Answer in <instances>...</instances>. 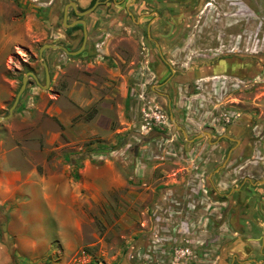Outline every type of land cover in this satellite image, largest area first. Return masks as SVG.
<instances>
[{
  "label": "rangeland",
  "instance_id": "374dc122",
  "mask_svg": "<svg viewBox=\"0 0 264 264\" xmlns=\"http://www.w3.org/2000/svg\"><path fill=\"white\" fill-rule=\"evenodd\" d=\"M67 1L0 0V116L6 115L27 71L44 85L37 57L42 44H59L70 51L80 46V26L70 29L61 23ZM217 1L209 13L212 18L202 20L200 50L186 48L191 36L167 45L159 39L158 49L144 42L141 50L139 28L125 24L123 10L116 8L109 15L101 8L110 17H99L86 27L79 53L42 51L48 85L39 87L29 76L31 84L25 85L11 115L0 121V264H133L126 254L130 245L147 242L148 207L163 201L166 186L173 185L172 195L182 193L189 171L186 164L134 165V150L140 143H149L146 147L154 150L150 135L136 142L141 102L130 89L137 88L134 76L143 55L150 59L154 75L147 90L154 98L150 103L159 104L172 118L175 143L197 148L209 182L215 184L224 174L227 183L219 187L222 194L236 186L229 178L239 165L238 175H263L264 163L245 164L244 159L252 129L261 127L264 133V0ZM72 20L67 13L66 22ZM224 60L235 67L222 68ZM219 71L227 84L234 79L242 82L227 86L216 103L194 111L196 116L188 114L182 96L195 93L192 83L197 77ZM226 111L236 116L217 121L211 130L202 129L212 124L207 118ZM204 130L211 134L209 143L206 137H195ZM233 130L245 152L241 158L232 154L239 144L222 136L235 137ZM256 145L264 155V135ZM228 151L224 167L213 172ZM172 175L176 181L170 180ZM246 187L243 184L240 193ZM134 190L150 192L152 197L139 207L133 202L137 201ZM221 194L228 214V201ZM124 199L136 205L133 209L143 217L142 224L126 226L119 220L122 213L117 207ZM214 232L210 228L207 235ZM230 241H221L208 257L197 252L187 264H230Z\"/></svg>",
  "mask_w": 264,
  "mask_h": 264
},
{
  "label": "built area",
  "instance_id": "2783aa9c",
  "mask_svg": "<svg viewBox=\"0 0 264 264\" xmlns=\"http://www.w3.org/2000/svg\"><path fill=\"white\" fill-rule=\"evenodd\" d=\"M140 46L141 50H145L142 42ZM149 62L150 59L143 55L134 76V84L137 88L132 87L130 90L132 96L141 102L140 122L137 129L139 137L136 142H140L141 137L150 135L154 150L146 147L149 143H142L144 145L135 150L134 165L138 168L142 167L145 161L179 162L186 164L190 172L188 171L180 195L175 196L170 193L162 197V202L148 207L151 224L150 230L146 231L147 242L135 244V247L130 245L126 258L133 261V264H187L197 258V252L202 258L208 257L210 253L218 250L221 241L230 240L234 235L226 220V203L219 198L221 194L219 187L227 182L218 178L214 181L215 184L210 183L204 170L205 161L197 157L199 154L197 148L191 144L174 142L176 134L171 131L173 122L169 119L166 110L159 104L150 103L154 98L149 97L150 92L147 90L154 75L149 70ZM241 82L234 79L227 84L224 75L198 78L192 83L195 93L182 96L184 109L188 114L190 112V115L196 116L194 111L202 109L206 103H216V100L221 98L223 89L226 90L227 86L228 88L238 87ZM234 116L236 114L233 111L219 113L217 118L212 115L207 118L212 124L208 123L209 126H204L202 129L211 130L217 121L228 122ZM199 117L202 118L201 113ZM203 123L205 124V121H202ZM153 132L155 135L152 134ZM263 135L261 127L252 129L248 157L244 159L245 164L262 165L264 163V155L261 154L260 147L256 145L257 142L260 143ZM199 162L202 163L199 164ZM241 168L242 166L239 165L231 170L233 178L229 181L234 185L240 175L237 171ZM210 228L215 230L212 236L207 235Z\"/></svg>",
  "mask_w": 264,
  "mask_h": 264
},
{
  "label": "crops",
  "instance_id": "0c3cea01",
  "mask_svg": "<svg viewBox=\"0 0 264 264\" xmlns=\"http://www.w3.org/2000/svg\"><path fill=\"white\" fill-rule=\"evenodd\" d=\"M74 1L78 8H85L89 3V0H74ZM123 1L124 2L119 4L108 3L100 7L106 8L109 15L112 14V11H114L116 8L123 9L125 7V10L128 9L130 12L131 8L133 7L132 5L130 6V4L134 0H123ZM133 15H134L133 13L131 14L129 13V18L125 16L123 20L125 21L126 25L132 27L136 25V27L138 28L139 24L141 23V16H138L136 17V19H134ZM97 17L99 18V16ZM97 17H95L94 14L86 16L84 18L86 22V27L89 25H93ZM112 19L113 22L114 21L119 22L118 17L117 18L113 17ZM222 68H224V64ZM228 69L231 68L227 67V70ZM175 127L177 128V125H175ZM236 130L232 131V133L234 132V136H235L232 138L237 137ZM152 134L155 135V132H153ZM206 142L209 143L208 139H206ZM140 144L144 145L142 143ZM238 144L239 142L234 143V145H238ZM240 146L241 143L233 151L232 153L233 155L237 154L238 156H241L245 153L243 152L242 149L243 147ZM134 154H135V150H134ZM232 162H234V159H232ZM247 174H248L247 176L239 175V179L237 178L236 180V186L231 187L227 193L221 194V196H224L225 197L224 199H227L228 201V206H229L228 212L229 209L230 212L226 214V216H227L228 224L230 225L231 230L234 232V235L230 238L231 241L229 242L228 244L229 246L227 249V253L230 254L231 256L230 264H264V173L263 175H261L262 173L256 175L251 173H247ZM173 176L174 175L171 176L170 180L176 181L177 180L176 177ZM218 178L224 179L225 178L224 174ZM230 178H233V175H230ZM245 183L248 184L249 187H246L245 193L244 192L240 193V189L241 187H243V184ZM148 187H151V185H148ZM152 189L153 188H150L151 193L153 192L152 195H154V191ZM172 189H173V185L166 186L163 189L164 194L168 196L170 193H172L171 192ZM220 190H223V188H220L219 191ZM133 193H134V200H137L133 202H135L139 207H141L143 202L146 200L145 199L146 197L148 196L152 197L150 192L143 194V192H137L136 190H134ZM248 195L252 196L251 202H248V197H249ZM124 200L125 201L119 204L117 207L118 210L121 211L122 213L120 214L119 220L125 223L126 226H130L131 224L135 226L137 225V222L139 224H142L143 217L140 218L138 212H136L133 209V207L136 205L134 203L131 204L127 202L126 199ZM123 218L124 220H122ZM215 264H222V263L217 262Z\"/></svg>",
  "mask_w": 264,
  "mask_h": 264
},
{
  "label": "flooded vegetation",
  "instance_id": "af4514ba",
  "mask_svg": "<svg viewBox=\"0 0 264 264\" xmlns=\"http://www.w3.org/2000/svg\"><path fill=\"white\" fill-rule=\"evenodd\" d=\"M67 2H73L75 5V9H73L71 6H68L66 10V17L67 13L70 12V14L73 15L72 21H74L80 18L84 20L86 16L91 14H94L95 17H105L108 14H106L104 10L107 12V9L104 8V10H100L101 8H103L100 6H104L108 3L119 4L124 1L89 0V3L85 8H78L74 0H69ZM95 2L96 4L94 5V7L86 14L77 15L75 13V11L81 12L85 9L90 8ZM218 2L219 1L217 0H134L130 4V6H133L130 12L128 9L125 10V7L121 10H123L124 18L125 16L129 18V13L134 14V19H136V17L138 16H141V23L139 24V29H137L138 34H140L139 45L141 42L143 46L144 42L146 45H148L147 43H151L154 48L158 49L157 44H161L159 43V39L166 40L167 42L165 43V45H167L177 39H190L191 36V43H189L186 48H197V50H200V47H198L199 45L197 46V43L200 40L204 39L201 27L202 25H204V22H206V17L209 15V13H211L212 7H214ZM209 17L212 18V16L210 15ZM202 20L205 21L203 22ZM214 21H217V19H214ZM75 25L81 26V24L79 23ZM134 27H136V25H134ZM222 72H225L224 74H226L227 71L223 70ZM222 72H217V74L214 75H224L222 74ZM206 76H208V74H203L197 78H204ZM238 142L240 144L239 139Z\"/></svg>",
  "mask_w": 264,
  "mask_h": 264
},
{
  "label": "water",
  "instance_id": "95a60500",
  "mask_svg": "<svg viewBox=\"0 0 264 264\" xmlns=\"http://www.w3.org/2000/svg\"><path fill=\"white\" fill-rule=\"evenodd\" d=\"M96 4V2L88 9H85L84 11H81V12H76L75 13L77 15H83V14H86L87 12H89L93 7L94 5ZM68 6H71L73 9H75V5L73 2H67L64 4L63 6V11H62V18H61V23L62 25H64L65 27H72L73 25L79 23L81 24V32H82V38H81V43H80V46L76 49V50H73V51H70L68 50L66 47L62 46V45H59V44H50V43H44L42 44L39 48H38V52H37V57L41 60V65L43 67V72H44V85H41L37 79H36V76L31 72V71H27L22 77H21V80H20V85L15 93V96L7 110V113L6 115H3V116H0V121L1 120H4L6 119L7 117H9L11 115V112L12 110L15 108V105L18 101V98L20 96V94L22 93V91L24 90L25 88V85L26 84H31V80L28 79V77H32V79L34 80V83L36 85H38L39 87H43V86H47L48 83H49V75H48V69H47V65L45 63V61H43L42 59V51L44 49H47V48H52V49H60L62 50L64 53L66 54H69V55H73V54H77L79 53L83 47H84V44H85V39H86V28H85V21L83 19H76L72 22H69L67 23L66 22V10H67V7ZM172 120V118H171ZM177 128L180 130V132L185 136V132L182 128L178 127ZM224 137L228 138V139H231V140H234L236 143H238V140L235 139V138H232L228 135H223ZM195 137H206L207 139H210L211 138V134L209 133V131L207 130H204V131H201L200 133H198ZM192 140V139H191ZM229 156V151L226 155V158L223 160V162L217 166L213 172H216L218 171L219 169L223 168L225 163H226V160ZM211 175V174H210Z\"/></svg>",
  "mask_w": 264,
  "mask_h": 264
},
{
  "label": "bare ground",
  "instance_id": "6f19581e",
  "mask_svg": "<svg viewBox=\"0 0 264 264\" xmlns=\"http://www.w3.org/2000/svg\"><path fill=\"white\" fill-rule=\"evenodd\" d=\"M224 67L227 68V67H230L232 69V67L234 66L235 67V64H233L234 62H231V61H228V60H224Z\"/></svg>",
  "mask_w": 264,
  "mask_h": 264
},
{
  "label": "trees",
  "instance_id": "16d2710c",
  "mask_svg": "<svg viewBox=\"0 0 264 264\" xmlns=\"http://www.w3.org/2000/svg\"><path fill=\"white\" fill-rule=\"evenodd\" d=\"M78 26L77 25H74L71 27V29H76Z\"/></svg>",
  "mask_w": 264,
  "mask_h": 264
}]
</instances>
